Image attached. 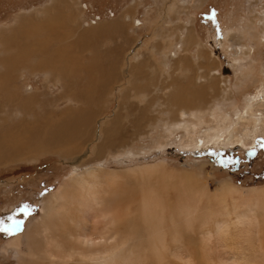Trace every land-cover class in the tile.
Wrapping results in <instances>:
<instances>
[{"label":"rangeland","instance_id":"1","mask_svg":"<svg viewBox=\"0 0 264 264\" xmlns=\"http://www.w3.org/2000/svg\"><path fill=\"white\" fill-rule=\"evenodd\" d=\"M52 7L53 12L50 11ZM263 12L264 0H0V32H9L15 26L16 19L36 13L33 18L35 35L29 39L33 42L41 41L40 34L48 32L54 19L58 27L55 26L56 29H60L66 37L57 35L55 42L62 43L61 47H65L66 41L69 42V46L74 45L72 48L76 51L78 49L77 55L82 57H75L79 62L71 70H64L65 79L62 76L54 77L53 82L47 83L51 77L43 75L38 68L31 69L25 65L18 68L14 66L10 70L13 63H8L6 58L12 57L13 52L6 51L3 56L0 53V64L5 59L4 64L8 66L7 70L0 66V80L3 83H0V129L3 132H14L25 124L51 123L60 118L63 111L78 108L79 104L70 102L69 94L66 93L89 87L84 68L95 61L98 67H102L105 72L109 71L111 78L113 75L116 78L111 79L106 89L95 86V96L102 98V104L96 101V105H93L102 111L98 113L97 123L88 131L82 146L76 145L79 147L78 152H81L77 158L83 152L88 153L81 159L82 163L95 166V163L100 162L105 173L108 170L123 171L160 164L161 170L170 176L165 184V187L170 186L168 190L166 188L170 205L175 203L176 188L183 186L182 179L186 180L185 186L190 185L196 190L205 187L209 194L217 193L223 185L243 195L254 191L264 192V35L260 34L258 26L261 16H264ZM251 16L253 19L257 17L253 36L247 33L250 32L248 21ZM94 17L99 20L92 25ZM120 18L123 20L119 21ZM114 21L118 22H115L117 24L110 33L97 30L98 25L109 26ZM90 29L94 33L84 32ZM226 32L233 34V42L224 40ZM239 32L242 35L238 37ZM188 33H192L196 42L183 50L182 42L187 39ZM78 36L81 38L78 39ZM23 42H27V38L16 43ZM200 51L209 53L212 68L224 80L235 101V105L227 104L223 109L228 116V132L225 131L217 141H210L206 134L213 123L209 115H205L195 131L194 145L186 143L184 131L166 136L160 126H156L154 133L149 126V131L144 135L146 127L140 119L142 110L147 112L144 116L150 121L161 116L160 100L168 90L160 86H167V80L171 79V69L174 68L166 57L169 53L175 54L176 58L186 55L188 67L177 73L178 81L184 83L185 80H191L196 86L198 81L194 78L207 75L206 69H199L202 67V62L197 59ZM244 53L249 54V57H245V62L241 64L239 60ZM140 61L147 65V71L142 75L143 82L136 90L129 91L132 79L129 75L130 67ZM247 65L250 70L248 77L246 80H238L236 77L246 72ZM17 81L19 88L15 93L12 85ZM25 86L33 88L28 94L36 95L30 100L32 102L25 99L28 96L22 91ZM124 96L128 97L126 102H123ZM116 114L120 116L116 140L123 143L120 142L117 148L104 149L96 154L95 148L103 142L104 125L110 123ZM198 140L205 143L198 145ZM66 149L25 153L17 159L0 160V264H28L25 239H22L19 246L21 256L15 255L12 249L5 252L2 248L18 233L25 234L30 224L40 217L41 202L74 171L71 158L64 154ZM251 151L254 152L252 157L249 156ZM101 175L99 188L108 192L111 183L104 178L105 174ZM239 195L234 194L235 202L240 201ZM218 205L212 199H203L199 207L202 212H206L209 209L219 210ZM95 217H88L89 227L97 219ZM263 232L238 226L230 229L225 238L215 240V245L211 243L210 248L207 245L195 246L194 237L181 229L179 240L182 244L179 247L182 248V255L191 257L196 264H264ZM167 239L170 244L168 246L174 249L175 245L171 244L169 237ZM197 251L201 254H197ZM168 263L182 264L173 259L165 264Z\"/></svg>","mask_w":264,"mask_h":264},{"label":"bare ground","instance_id":"2","mask_svg":"<svg viewBox=\"0 0 264 264\" xmlns=\"http://www.w3.org/2000/svg\"><path fill=\"white\" fill-rule=\"evenodd\" d=\"M62 3L66 2L63 1ZM53 8L50 10L51 12L54 11ZM35 14L16 19V24L12 26V30L0 32V53L3 56L6 51L11 50L13 52L12 57L6 58L8 63H13L9 67L10 70L14 66L18 68L19 66L28 65L31 69H40L46 77H51L47 83L53 82L54 77L62 76L65 79V76H63L64 70H71L72 66L79 62L78 49L76 47L77 51L74 50L72 48L74 45L71 42L72 47L69 46L67 41L65 47L60 46L62 43L55 42V38H58L57 35L65 37V34L60 29H58L59 31L56 29L57 26L54 24L56 21L53 18L52 24L48 27V32L40 34L41 41L36 40L33 42L29 39L36 31L35 23H33ZM71 17L73 18V16ZM253 18L251 16L248 21V31L250 32L246 31L251 35L252 31H256L255 19L257 17ZM115 22L118 21H114L109 26L100 24L97 30L110 33L117 24ZM259 22L260 34L264 35V16H261ZM84 32L90 33L93 31L90 29ZM77 33L79 35L80 32ZM241 35L242 33L239 32L237 36ZM26 38L27 42L16 43ZM35 38L37 37L35 36ZM224 40L233 42L235 39L231 32H226ZM195 42L192 33H188L187 39L182 42L184 45L183 50H186ZM82 50L84 49L82 48ZM168 55L166 59L171 61V66L174 67L170 66L172 68L171 79L170 81L167 80L171 84L167 83V86L164 84L160 86L168 90L164 92L163 98L160 100V103H162L159 111L161 112L160 117H155L153 121H150L144 116L147 115V112L142 110L140 119L142 118L141 123L146 127L144 135L149 131V126H151L153 133L157 128L156 126H160L161 131L166 133V136L184 131L187 136L186 143L193 144L197 126L203 122L205 115H209L213 127H209V131L205 134L210 141H217L219 137L224 135L225 131L228 132L226 130L228 116L224 113V106L227 104L230 106L235 105L229 88H227L217 70L212 68L213 63L210 61L208 52L200 51L198 55L197 59L202 62V67L200 66L199 69H206L207 75L194 78L198 81L196 86L191 80H185L184 83L178 81L177 73L183 72L188 67L186 55H180L179 58L177 57L178 59L175 54L169 53ZM248 55L244 53L239 62L243 64V61L246 60L245 57ZM4 63L5 59L0 66L7 70L8 66ZM247 66L246 72L240 73L236 77L238 80H246L248 77L247 74L250 70L249 65ZM84 69L86 70L85 77L89 87L84 90L66 93L69 94L70 102L79 104L78 108L63 111L59 116L60 118L51 123L48 121V123L41 122V125L39 123L25 124L19 130L15 131L13 129L14 132H3L0 129V160L17 159L19 156L23 157L25 153L54 152V150L67 148L64 154L67 158H71V164L74 168V171L65 179L62 185L52 194L47 195L41 202L40 217L30 224L24 235L18 233L16 237L9 240L6 247L2 248L3 251L6 252L12 249L15 255L21 256L19 246L22 239H25L27 246L26 263L28 264H70V262L76 264H148L150 262L151 264H165L169 259L182 264H196L191 257L188 258L189 256L182 255V248L179 247L182 244L179 240L181 229L194 237L195 246L197 247H200V245L210 246L215 240L221 237L225 238L230 229L233 230L238 226H245L247 229L251 227L255 231L258 229L261 232L264 231V192L256 193L254 191L243 195L237 190L233 191L232 188L223 185L217 190V193L209 194L205 187L196 190L190 185L185 186L186 180L182 179V185L187 188L183 186L176 188L175 203L170 205L166 191V188L168 190L170 186L165 187L170 176L165 174L164 170H161L160 164L144 165L123 171L108 170L105 173L100 162L95 163V166L87 165L90 163H82L81 159L85 158L88 153L83 152L81 157L77 158L81 152H78L79 147L76 145L81 144L82 146V141L86 138L88 131L97 123L98 113L102 111H99L100 107L99 109L98 106L94 107L96 101L97 104H102V98L99 99L95 96L97 94L96 89L98 86L106 89L111 79L116 78L115 75L111 78L109 71L106 70L105 72L102 67L97 66L95 61L87 64ZM99 69L103 73L99 74ZM146 71L147 65L143 61L130 67L129 75L132 79L131 83L129 82V91L139 88L140 83L143 82L142 75ZM201 79L203 81H199ZM0 83H2L1 80ZM12 87L15 93L18 92V81ZM32 89L31 86H25L22 91L28 95ZM33 97V95H28L25 99L27 101L28 99L29 101L33 100L36 95ZM127 99L128 97L124 96L123 102H126ZM119 118L120 116L116 114L110 123L104 125L102 131L103 142L95 148L96 154H100L104 149L117 148L122 142L116 140L120 125ZM1 119L2 117H0ZM168 119L171 121H167ZM162 121L166 122L162 125ZM252 121L255 122L254 119ZM210 132H212L211 135H209ZM209 139L207 138L208 141ZM196 142H198V145L205 143V141L203 143V140ZM101 174H105L104 178H107L106 180L111 183L108 192L101 189V187L99 188ZM234 194H240L238 199L240 201L235 202ZM203 199H212L219 204L220 209H209L202 212L199 205ZM229 200L232 201L231 204L228 203ZM91 215H96L95 218L97 219L89 227L88 217ZM262 236H264V232ZM168 237L171 244L175 245V247L172 246L174 249L168 246L170 245ZM197 254H201V252L197 251ZM75 256H77L76 259Z\"/></svg>","mask_w":264,"mask_h":264},{"label":"built area","instance_id":"3","mask_svg":"<svg viewBox=\"0 0 264 264\" xmlns=\"http://www.w3.org/2000/svg\"><path fill=\"white\" fill-rule=\"evenodd\" d=\"M99 20V18L98 17H94V19L93 20H91L92 21V25H94L97 21Z\"/></svg>","mask_w":264,"mask_h":264},{"label":"water","instance_id":"4","mask_svg":"<svg viewBox=\"0 0 264 264\" xmlns=\"http://www.w3.org/2000/svg\"><path fill=\"white\" fill-rule=\"evenodd\" d=\"M253 153H254V152L251 151V155H249V156L252 157V154H253Z\"/></svg>","mask_w":264,"mask_h":264}]
</instances>
